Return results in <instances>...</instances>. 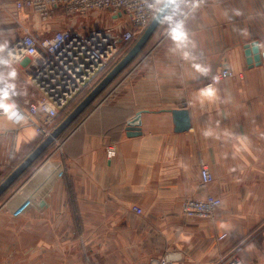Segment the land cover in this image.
Masks as SVG:
<instances>
[{
    "label": "crops",
    "instance_id": "obj_1",
    "mask_svg": "<svg viewBox=\"0 0 264 264\" xmlns=\"http://www.w3.org/2000/svg\"><path fill=\"white\" fill-rule=\"evenodd\" d=\"M57 15L31 31L50 37L74 24ZM177 24L179 41L171 35ZM10 32L0 31L4 54L21 33ZM159 34L109 100L67 135L65 170H39L18 186L28 169L0 198V264H132L135 255L149 264L167 253H181V264L233 256L264 264V60L250 67L245 50L258 41L264 53V0H176L145 51ZM224 66L236 76L211 85ZM209 87L214 95H202ZM175 109L189 111V130L176 131ZM138 112L142 133L130 137ZM20 119L7 109L0 116V179L10 148L38 145L36 128ZM204 164L215 177L207 187ZM208 194L223 200L215 219L184 217L185 199Z\"/></svg>",
    "mask_w": 264,
    "mask_h": 264
},
{
    "label": "built area",
    "instance_id": "obj_2",
    "mask_svg": "<svg viewBox=\"0 0 264 264\" xmlns=\"http://www.w3.org/2000/svg\"><path fill=\"white\" fill-rule=\"evenodd\" d=\"M167 0H0V15L5 14L14 20L21 33L5 48V56L10 63L28 61L25 66L27 77L39 92L41 98L33 101L25 99L18 104L11 99L0 83V105L12 103V117L23 118L24 122H32L37 126L38 133L48 137L58 126V116L82 92L91 91L96 87L102 72L112 60L125 53L126 49L138 40L151 24L157 13ZM107 11L113 16L127 17L128 27L125 31L100 26L76 27L77 20L67 28L56 30L53 36L42 38L30 27L21 23L20 15L33 14L47 25L63 11L66 15L86 16L94 11ZM122 31V32H121ZM125 49V50H124ZM128 49V50H129ZM236 76L229 68H222L216 73L211 85L224 79ZM241 79L244 77L239 75ZM7 93L6 98L4 93ZM6 109L0 108V116ZM16 113V116L13 115ZM60 137L53 145L60 144ZM54 154V153H53ZM116 150L111 149L108 156L112 158ZM64 165L60 173L64 171ZM215 177L206 165L201 168V182L207 187ZM222 198L208 194L201 199L187 198L183 201L181 212L188 219H215L222 205ZM134 211L142 213L140 207ZM183 255L167 253L149 264H181ZM91 264V263H88ZM191 264H243L236 256L223 262L195 261Z\"/></svg>",
    "mask_w": 264,
    "mask_h": 264
},
{
    "label": "rangeland",
    "instance_id": "obj_3",
    "mask_svg": "<svg viewBox=\"0 0 264 264\" xmlns=\"http://www.w3.org/2000/svg\"><path fill=\"white\" fill-rule=\"evenodd\" d=\"M111 15L112 14L110 12L101 11V10L100 11L91 12V13H89L86 16H81V15H67L68 21H67V23H65V25L66 24H73V20L74 19L77 20V24L75 26L78 27V28H81V26H83V27L93 26V25H95V23L97 21H99V23H98L99 25L98 26H100L102 28H113L114 30H117V31H119V30L125 31L126 26L128 27V19H127V17H122L121 18L122 19L121 22L118 23V22H111L112 21ZM26 16L28 17V19H30V20H28L26 22L27 27L31 26L32 29L35 30V31L38 29L35 26V24L37 23V21H39L41 24L43 23V21L38 16H35L33 14H30L29 16L26 15ZM58 16H60V15L55 16L53 18V21ZM174 20L175 19L172 18L170 20V24L171 23L174 24V22H175ZM53 21L51 20L49 22V24L47 25V28L53 23ZM95 26H97V25H95ZM66 27H68V26H66ZM18 28H20V27L18 26V24L14 20L10 19L8 16H5V14L0 15V31H2V29H5V30L8 29L10 31L13 30L15 32V30L17 31ZM47 28H46V30H44V28L41 27L40 28V32L41 31H47L48 30ZM167 28L170 29L171 26H169ZM20 31H21V29H20ZM50 32H47L44 35L45 36H47V35L50 36V35L54 34V33H50ZM13 33L10 32V36ZM161 37H162V34L157 35L155 37L156 40H154L151 44H149L148 47H147V50L146 51L144 50L138 56V58H136L135 61H137V60L139 61L140 58L143 57L148 52V49H150L156 43V41H158ZM42 38H47V37L42 36ZM138 40H136L133 44L130 45V49L128 47L126 49V51H124V52L125 53L127 51L129 52L131 50V48L137 43ZM125 53H122L121 55L119 54L118 57H116L114 60H112V62L108 66L109 69L107 67L102 72V74L100 75V77H99V79H98L97 82L100 81V79H101L102 76L105 77V75L111 69H113V67L118 63L117 61L120 60L121 58H123L124 57L123 54H125ZM133 63L122 73L121 76H119V78H117V80H115L114 83H112V85L98 99H96V101H94V103L88 108V110L83 115H81V117L76 122H74L71 125V127H69L61 135V137H60V140H61L60 144H62V142L65 143V139L67 138V135L73 130L74 126L82 119V117H84L85 115H87L96 105L105 103V102H107L109 100V98L113 94V88L115 87V85L120 80V77L121 78L123 76L125 77L126 75H128L133 70V68H134L133 67ZM27 64H28V61H26L25 63L22 62V65H21V62L20 63H17V64L10 63L7 60L5 54L0 49V83L5 88L6 92L9 95V97L11 99H13L14 101H16L18 104H22L23 101L25 99H27V98H29V99H31L33 101H36V100H39L42 97L41 96V93L39 92V90L35 86H33V83L31 82V80H29V77H27V75H26L27 73L25 72V69L24 68H25V66ZM225 67H227V66H224L223 68H225ZM10 73H15L14 77L10 76ZM103 77H102V79H103ZM91 91H85L83 94H81L80 96H78L77 99H75L74 101H72L70 103V106H69L70 109L67 108V110H65L64 112L61 111L60 112V115L58 116L57 123H59V122L61 123L64 120V118H66L68 116L67 114H70L72 112V110L88 95V94H85V93H87V92L90 93ZM19 122L22 123V124L24 123V124H31V125H33L36 128V131L38 133L37 126L34 123L32 124V122H24L23 121V118H21ZM38 136L40 138L38 140V143H41L45 139V137H43L39 133H38ZM9 151H10V154L8 156V159L9 160L6 161V163H4V167H3V169L5 170V173L4 174H10V173H12L30 155L29 152L31 150L30 149L28 150L25 147H23V148L20 149V151L15 152V153L12 152V149L11 148H10ZM63 153H64V150L62 148V145L61 146L60 145H53V146H51L47 150V152L44 154V156L36 164H34L32 166V168H30L28 170V172L26 173V175L23 178H21V180L18 182V186L30 182V178L36 172H39V170H40V172L43 171L44 173L45 172L46 173L47 172H50L51 170L53 171V167H54L53 164H55V163H56L55 165L58 166V168L60 169L61 166L64 165L63 164V161H64V155H63ZM26 155H28V156L25 157ZM64 170H65V167H64ZM108 258L109 257L103 256V257H99L98 260L100 259V262L105 263V262H108V260H109ZM133 258H134V261L132 262V264H138V262H140L139 260H140L141 257L135 255V257L133 256ZM90 261H93L91 259V257H90ZM120 264H125V262L124 263H120Z\"/></svg>",
    "mask_w": 264,
    "mask_h": 264
},
{
    "label": "water",
    "instance_id": "obj_4",
    "mask_svg": "<svg viewBox=\"0 0 264 264\" xmlns=\"http://www.w3.org/2000/svg\"><path fill=\"white\" fill-rule=\"evenodd\" d=\"M174 4L164 3L160 11L152 20L149 27L124 57L109 71L98 85L72 110V112L54 129L51 135L45 138L30 155L0 184V198L26 173V171L52 146L55 139L59 138L71 125L87 110V108L118 78V76L137 58L147 45L153 34L162 23ZM247 63L250 67L261 65L264 53H261L258 41H253L245 46ZM176 123V131L184 132L191 127V117L187 109L172 111ZM142 112L129 121L128 136L134 137L142 133Z\"/></svg>",
    "mask_w": 264,
    "mask_h": 264
},
{
    "label": "clouds",
    "instance_id": "obj_5",
    "mask_svg": "<svg viewBox=\"0 0 264 264\" xmlns=\"http://www.w3.org/2000/svg\"><path fill=\"white\" fill-rule=\"evenodd\" d=\"M168 3L176 4V0H168ZM168 19H170V18H168ZM171 35H172V38L174 40H177V41L182 40L185 36V33L182 30V25L177 24L176 27L172 29ZM195 67H196L197 71H201V72L206 71V69L201 68L199 65H196ZM14 75H15V73H10V76L14 77ZM3 95L6 98L7 93L5 92ZM202 95H204L206 97H212L214 95V90L211 87H209L208 89L203 90ZM0 108L7 109V111L9 113L12 112V106L0 105Z\"/></svg>",
    "mask_w": 264,
    "mask_h": 264
},
{
    "label": "trees",
    "instance_id": "obj_6",
    "mask_svg": "<svg viewBox=\"0 0 264 264\" xmlns=\"http://www.w3.org/2000/svg\"><path fill=\"white\" fill-rule=\"evenodd\" d=\"M178 8H179V7H178ZM178 8L176 9V7H175L176 11L178 10ZM164 20H165V18H164ZM164 20H163V21H164ZM163 21H162V22H163ZM159 26H160V25H159ZM156 31H157V30H156ZM154 34H155V33H154ZM154 34H153V35H154ZM151 38H152V37H151ZM149 41H150V40H149ZM147 44H148V43H147ZM146 46H147V45H146ZM146 46H145L144 49L141 51V53L145 50ZM127 52H128V51H127ZM127 52H126V53H127ZM126 53H125V54H126ZM141 53H140V54H141ZM125 54H123V55H125ZM140 54H139V55H140ZM139 55H138V56H139ZM138 56H137V58H138ZM121 59H122V58H121ZM121 59H120V60H121ZM116 60H117V59H116ZM120 60H118L117 62H119ZM135 60H136V59H135ZM135 60H134V61H135ZM134 61H133V62H134ZM117 62H116V63H117ZM133 62H132V63H133ZM132 63H131V64H132ZM131 64H130V65H131ZM130 65H129V66H130ZM129 66H128V67H129ZM128 67H127V68H128ZM127 68H126V69H127ZM108 69H109V67H108ZM126 69H125V70H126ZM125 70H124V71H125ZM110 71H111V70H110ZM124 71H123V72H124ZM123 72H122V73H123ZM108 73H109V72H108ZM108 73H107V74H108ZM122 73H121L119 76H121ZM107 74H106V75H107ZM106 75H105V76H106ZM119 76H118V78H119ZM102 77H103V76H102ZM102 77H101L100 81L102 80ZM103 78H104V77H103ZM116 80H117V79H116ZM100 81H99V82H100ZM99 82H97L96 86L98 85ZM114 82H115V81H114ZM114 82H113V83H114ZM111 85H112V84H111ZM111 85H110V86H111ZM110 86H109V87H110ZM109 87H108V88H109ZM108 88H107V89H108ZM107 89H106V90H107ZM106 90H105V91H106ZM105 91H104V92H105ZM104 92H103V93H104ZM83 93H84V92L80 93L78 96H80V95L83 94ZM103 93H102V94H103ZM85 94H89V92H87V93H85ZM102 94H101V95H102ZM101 95H100V96H101ZM78 96H77V97H78ZM100 96H99V97H100ZM77 97H76L75 99H77ZM99 97H98V98H99ZM98 98H97V99H98ZM75 99H74V100H75ZM95 101H96V100H95ZM93 103H94V102H93ZM93 103H92V104H93ZM92 104H91V105H92ZM91 105H90V106H91ZM69 106H70V105H69ZM69 106L67 107L68 109H70ZM90 106H89V107H90ZM89 107H88V108H89ZM67 108L64 109L63 112H64L65 110H67ZM88 108H87V110H88ZM87 110H86V111H87ZM86 111H85V112H86ZM85 112H84V113H85ZM84 113H83V114H84ZM83 114H82V115H83ZM67 115H69V114H67ZM79 118H80V117H79ZM79 118H78V119H79ZM64 119H65V118H64ZM78 119H77V120H78ZM77 120H76V121H77ZM76 121H75V122H76ZM59 123H60V122H59ZM39 144H40V143H38V145H39ZM38 145H37V146H38ZM35 148H36L35 146L31 147V148H30L31 151H30L29 153H31ZM46 152H47V151H46ZM46 152H45V153H46ZM29 153H28V154H29ZM45 153H44V154H45ZM44 154H43V155H42V156H41V157H40V158H39L34 164H36V163H37V162H38V161L44 156ZM27 156H28V155H26L25 157H27ZM34 164H33V165H34ZM29 169H30V168H29ZM8 175H9V174H4V175L1 177V179H0V184H1V182H3V181L5 180V178H6Z\"/></svg>",
    "mask_w": 264,
    "mask_h": 264
},
{
    "label": "bare ground",
    "instance_id": "obj_7",
    "mask_svg": "<svg viewBox=\"0 0 264 264\" xmlns=\"http://www.w3.org/2000/svg\"><path fill=\"white\" fill-rule=\"evenodd\" d=\"M53 166H54V167H53V170H54L55 172L57 171L58 174H60V172H59L60 169L58 168V166H56L55 164H53ZM55 176H57V174H56Z\"/></svg>",
    "mask_w": 264,
    "mask_h": 264
},
{
    "label": "snow or ice",
    "instance_id": "obj_8",
    "mask_svg": "<svg viewBox=\"0 0 264 264\" xmlns=\"http://www.w3.org/2000/svg\"><path fill=\"white\" fill-rule=\"evenodd\" d=\"M14 116H16V113H13ZM18 118V117H17Z\"/></svg>",
    "mask_w": 264,
    "mask_h": 264
}]
</instances>
